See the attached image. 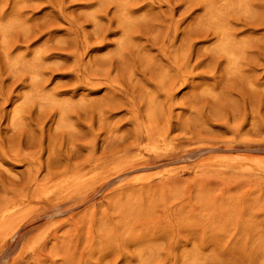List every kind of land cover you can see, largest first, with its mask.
Returning <instances> with one entry per match:
<instances>
[{"label": "rangeland", "instance_id": "obj_1", "mask_svg": "<svg viewBox=\"0 0 264 264\" xmlns=\"http://www.w3.org/2000/svg\"><path fill=\"white\" fill-rule=\"evenodd\" d=\"M0 264H264V0H0Z\"/></svg>", "mask_w": 264, "mask_h": 264}]
</instances>
